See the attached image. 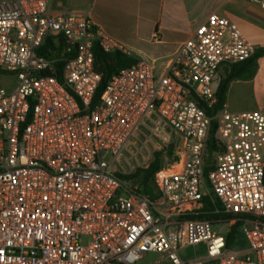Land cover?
Listing matches in <instances>:
<instances>
[{
    "label": "built area",
    "instance_id": "2783aa9c",
    "mask_svg": "<svg viewBox=\"0 0 264 264\" xmlns=\"http://www.w3.org/2000/svg\"><path fill=\"white\" fill-rule=\"evenodd\" d=\"M50 1L0 0V78L18 80L12 92L0 84V264H136L148 253L154 264H264V110L208 115L220 70L256 52L239 26L213 12L157 73L88 15L54 14ZM96 44L134 63L95 101ZM142 128L146 144L162 143L157 201L113 163ZM205 197L229 219L201 217ZM238 221L248 247L233 250L212 224ZM202 243L206 256H181Z\"/></svg>",
    "mask_w": 264,
    "mask_h": 264
},
{
    "label": "crops",
    "instance_id": "0c3cea01",
    "mask_svg": "<svg viewBox=\"0 0 264 264\" xmlns=\"http://www.w3.org/2000/svg\"><path fill=\"white\" fill-rule=\"evenodd\" d=\"M49 10L88 15L132 58L152 62L157 73L213 12L230 17L256 50L264 48V8L247 0H51ZM236 90L256 92L264 99V55L252 77L231 82L224 106L231 112L264 110V103L257 109L232 103L231 92Z\"/></svg>",
    "mask_w": 264,
    "mask_h": 264
},
{
    "label": "trees",
    "instance_id": "16d2710c",
    "mask_svg": "<svg viewBox=\"0 0 264 264\" xmlns=\"http://www.w3.org/2000/svg\"><path fill=\"white\" fill-rule=\"evenodd\" d=\"M54 47V42L52 39H47L42 50L44 54H47V51ZM264 55V48L256 50L252 58L248 59L245 62L233 65L231 67H225L222 74L219 77L217 85V104L208 110V115L213 117L217 111L222 110L225 106L227 94L231 82L238 79H245L252 77L256 72L257 61L260 57ZM94 56H95V69L101 75L102 81L96 93L95 101L101 96L105 90L107 84L114 78V76L123 68L130 67L134 60L127 57L121 52H112L108 53L102 50V48L96 44L94 46ZM57 68L56 76L61 77L62 63L55 64ZM217 128L216 121H212L211 135L209 141V152L206 157V162L210 163L212 160L213 152L217 151V143L215 140V131ZM172 154V148L169 150V155ZM160 157L161 152H157L154 157V161L149 165L148 168L138 169L135 173L124 176L118 174L122 180H131L134 179L136 183L139 184V191L147 196L152 201H157L161 198L159 190L154 184V176L160 169ZM206 172H209V169H206ZM203 204L205 206L206 214L201 217H206L209 219H218L222 218L228 220L229 216L220 214L214 215L213 210L220 208L218 203H214L210 197H205ZM242 222L238 221L233 227L229 234L228 244H232L236 236L238 235V230L240 229Z\"/></svg>",
    "mask_w": 264,
    "mask_h": 264
},
{
    "label": "rangeland",
    "instance_id": "374dc122",
    "mask_svg": "<svg viewBox=\"0 0 264 264\" xmlns=\"http://www.w3.org/2000/svg\"><path fill=\"white\" fill-rule=\"evenodd\" d=\"M257 68V67H256ZM222 74V72H221ZM220 74V75H221ZM0 84L8 91H14L18 86L17 78H0ZM253 87V86H252ZM250 88L253 91V88ZM231 101L234 104L243 105L247 109H257L260 108L264 103L263 96L257 94L256 92H231ZM151 134L148 128H142L138 133V136L133 139L134 145H131L127 149L123 150L122 153L114 160V167L118 170L119 174L124 176L131 175L135 173L138 169L148 168L149 165L154 161L155 154L161 152L158 148L162 147V143L155 138L151 137L152 140L145 143L146 137ZM150 157V158H149ZM162 157V152H161ZM160 157V163L162 158ZM149 158L147 165L145 161ZM134 184L138 185L134 179H131ZM212 229L215 233L220 235H228L231 232V227L229 222H214L212 224ZM248 247L247 241L242 234L234 239L231 244L233 250H242ZM181 256L187 259L202 258L206 256L205 244H198L196 246H191L186 248L181 252ZM157 260L156 253H148L141 261L136 264H154Z\"/></svg>",
    "mask_w": 264,
    "mask_h": 264
},
{
    "label": "water",
    "instance_id": "95a60500",
    "mask_svg": "<svg viewBox=\"0 0 264 264\" xmlns=\"http://www.w3.org/2000/svg\"><path fill=\"white\" fill-rule=\"evenodd\" d=\"M51 58H52L53 60H55V59L57 58V54L51 56Z\"/></svg>",
    "mask_w": 264,
    "mask_h": 264
}]
</instances>
